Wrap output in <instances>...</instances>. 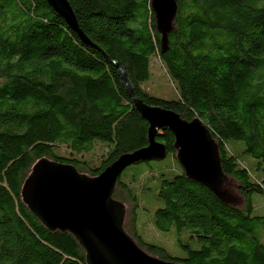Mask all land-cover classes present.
I'll use <instances>...</instances> for the list:
<instances>
[{
  "label": "trees",
  "instance_id": "trees-1",
  "mask_svg": "<svg viewBox=\"0 0 264 264\" xmlns=\"http://www.w3.org/2000/svg\"><path fill=\"white\" fill-rule=\"evenodd\" d=\"M68 1L94 45L81 42L45 0H0V264H86L77 238L41 223L21 189L40 159L91 178L146 145L147 123L110 59L143 103L197 119L208 131L219 190L228 195L222 201L187 177L172 133L161 128L155 139L176 168L170 177L159 170L153 187L136 181L146 162L121 172L110 199L120 205L122 231L165 261L264 264V214L252 198L259 195L264 207V0H173V20L161 28L151 0ZM152 55L173 98L142 86ZM142 212L181 255L142 236Z\"/></svg>",
  "mask_w": 264,
  "mask_h": 264
},
{
  "label": "water",
  "instance_id": "water-1",
  "mask_svg": "<svg viewBox=\"0 0 264 264\" xmlns=\"http://www.w3.org/2000/svg\"><path fill=\"white\" fill-rule=\"evenodd\" d=\"M45 1L76 32L81 42L94 45L78 27L68 0ZM151 5L160 28L173 20V0H151ZM110 61L117 68L133 107L147 123L146 145L119 155L91 178L78 174L72 166L40 159L22 186V197L41 223L50 229L68 230L77 238L85 250L86 264H107L98 256L109 259L108 254L117 264H183L155 258L139 249L120 228L122 211L119 221L112 215V205L118 203L110 199V193L126 167L165 157V147L155 135L157 130L167 128L173 135L175 157L185 175L207 185L219 199L226 201L228 195L219 190L221 173L215 144L197 119L186 121L174 111L143 103L130 88L122 65L117 60ZM40 169L41 177L34 186L30 204L24 193Z\"/></svg>",
  "mask_w": 264,
  "mask_h": 264
},
{
  "label": "rangeland",
  "instance_id": "rangeland-1",
  "mask_svg": "<svg viewBox=\"0 0 264 264\" xmlns=\"http://www.w3.org/2000/svg\"><path fill=\"white\" fill-rule=\"evenodd\" d=\"M142 86L152 95L162 96L165 98H173L175 89L172 86V82L170 81L169 77L167 76L161 62L159 61L156 55H152L149 61V76L146 81L142 83ZM242 144L240 143V146ZM95 146H93V149ZM242 158V157H241ZM148 164H142V171L139 175H136V181L144 185H149L153 187L157 182V174L159 170L165 177H170L171 174L174 173V169L176 168L177 162L170 156L167 155L162 159L159 160H150L147 161ZM41 169L38 171L37 175L31 180L29 185L27 186L24 196L28 203H33V196L35 192V184L40 180L41 177ZM126 172H122L121 177H124ZM254 205H256V213L264 214V207L258 206L257 203L260 201V196L257 194L252 195ZM149 202L146 201L144 207L149 210ZM112 215L116 219V221L120 220V207L118 204L112 205ZM152 212V210H151ZM139 230L141 231L142 236L147 239L151 240L153 238H157L160 240L164 245H166L167 249L173 255H181L182 253L174 249L171 245V237L169 235H164L161 232L156 231L150 222V216L146 212L139 213L137 218ZM98 255V254H97ZM101 257L107 264H117L112 257L108 254L106 259L103 255L98 256Z\"/></svg>",
  "mask_w": 264,
  "mask_h": 264
}]
</instances>
